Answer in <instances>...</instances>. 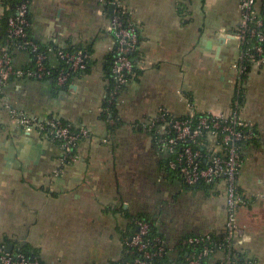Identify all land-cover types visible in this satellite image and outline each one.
Listing matches in <instances>:
<instances>
[{"label": "crops", "instance_id": "crops-1", "mask_svg": "<svg viewBox=\"0 0 264 264\" xmlns=\"http://www.w3.org/2000/svg\"><path fill=\"white\" fill-rule=\"evenodd\" d=\"M123 3L140 39L133 58L137 75L121 89L114 116L104 113L106 65L116 37L101 0H32L30 38L41 47L90 52L93 63L68 86L12 77L3 90L0 242L13 251L30 245L43 264H118L139 215L154 223L172 258L186 236L224 233V185L186 189L145 122L161 109L177 117L230 110L239 45L226 35L240 25L239 0ZM13 59L17 69L31 67L28 52L14 51ZM50 60L59 62L55 55ZM242 94L241 117L258 138L243 148L239 189L250 203L237 213V248L242 264H264V64L250 65ZM4 104L87 128L91 138L76 147L79 161L56 175L63 147L44 134L25 133Z\"/></svg>", "mask_w": 264, "mask_h": 264}, {"label": "built area", "instance_id": "built-area-1", "mask_svg": "<svg viewBox=\"0 0 264 264\" xmlns=\"http://www.w3.org/2000/svg\"><path fill=\"white\" fill-rule=\"evenodd\" d=\"M32 2V0H31ZM102 12L110 18L109 30L116 37L112 47L113 86L108 85L105 100V113H112L122 87L136 77V65L131 55L139 44V31L129 17L123 0H101ZM30 0H23L17 7L15 16L8 20V39L13 44L0 45V104L3 90L12 77L44 80L53 76L58 86H65L71 74H84L91 58L83 50L68 52L58 50L57 58L63 63L58 67L49 66L48 57L42 53L39 44L29 38L31 26ZM113 7L107 12V8ZM241 21L235 32L226 37L234 39L239 45V54L233 68L237 73L235 97L230 110L226 113L206 114L197 117L194 111L184 117H177L167 109H161L145 122V129L156 141L158 149L166 154L170 170L175 172L182 182L194 187L204 185L213 187L221 183L225 187L226 214L222 239L212 234L190 236L183 241L192 251L185 264H236L238 258L237 213L249 205L248 200L239 191V178L243 166V147L253 143L258 134L253 124L245 122L240 114L242 107L243 77L251 64H264V0H239ZM19 42V44H18ZM24 51L34 54V68L21 70L14 65L13 52ZM10 118L27 134L41 133L58 142L63 147L59 158L58 175L64 167L79 161L76 147L79 142L91 138L85 127L75 128L72 124L54 116L44 119L31 117L8 104H4ZM198 118V119H197ZM198 120L195 122V120ZM102 142H107L103 140ZM201 147V149H200ZM205 150V151H204ZM137 231L125 238L130 255L139 254L125 264H154L168 248L165 240L149 238L148 222L138 220ZM198 247L200 249L198 250ZM221 254V257L217 256ZM0 264H42L37 257L27 258L24 254L7 252V245L0 242Z\"/></svg>", "mask_w": 264, "mask_h": 264}, {"label": "trees", "instance_id": "trees-1", "mask_svg": "<svg viewBox=\"0 0 264 264\" xmlns=\"http://www.w3.org/2000/svg\"><path fill=\"white\" fill-rule=\"evenodd\" d=\"M23 0H4L3 3H4V6H5V13L3 15V19H2V29H1V36H0V40L2 42V45H10L12 46L11 49L13 50V44L10 42V40L8 39V20L10 17L12 16H15L16 14V10H17V7L19 6V4L22 2ZM30 4H31V0H30ZM31 6V5H30ZM107 12L110 11L109 8L106 9ZM29 33V31H28ZM29 38H30V33H29ZM19 44V42H18ZM40 46V45H39ZM40 51L42 53H44L47 57H48V60H47V63L49 66L53 67L54 64L51 63V60H50V56L51 55H55L57 57V52L58 50H61L62 48H59L57 46H49V47H41L40 46ZM62 50H65V51H70V52H73V50H69V49H62ZM75 51H78V50H75ZM88 53V52H87ZM91 53L89 52L88 55H90ZM30 57H31V67L28 68V69H32L34 68V64H35V56L34 54H30ZM91 57V56H90ZM131 58L133 59L134 58V54L131 55ZM58 64L55 65V66H59L61 65L63 62L60 61L58 59ZM92 59L89 58L88 59V67L86 69L85 72L89 71L91 69V65H92ZM54 73H53V76L50 77V78H46L44 80H49V81H52L54 84H56V82L54 81L55 79V76H56V68H52ZM81 75V73H76V74H71V79H73L74 77L76 76H79ZM106 77H107V80L109 81V84L110 86H113V75H112V54L109 56L108 60H107V65H106ZM246 77V76H245ZM68 86V84H67ZM123 88V87H122ZM243 96V94H241V97ZM243 101V100H242ZM242 103V102H241ZM112 112L113 113V116L114 114L116 113V108L112 107L111 108ZM104 117L106 119L109 118V114L107 113H104ZM201 115H206V114H197V117L200 118ZM197 118V119H198ZM195 120V122H197L198 120ZM64 121V120H63ZM66 122V121H65ZM248 145V144H247ZM247 145H244L247 146ZM243 147V148H244ZM201 149V147H200ZM205 151V150H204ZM167 161V160H166ZM168 165V164H167ZM172 171V170H170ZM173 172V171H172ZM177 177L178 179L182 182V180L180 179V177L175 173L173 172ZM183 186L186 188V189H196V190H205V191H208L211 187H205L204 185H198V186H194V187H191V186H188L186 184H184L182 182ZM240 191V189H239ZM133 228H132V231H130V233L128 234L129 236H131L132 234H134L136 231H137V225H136V222L138 220H142V221H146L148 222L149 226H150V229H149V238L151 240H154L155 238H162L163 240H165V238L159 233L158 229L155 227L154 223L146 218L145 216H137L133 219ZM210 234H212L216 239H222L223 237V234L222 235H218L217 233H213V232H208ZM194 235H200V234H192V235H189V236H186L185 238H183L182 242L180 243V251L178 252V256L176 258H172L171 257V253L172 251H170V249L167 250V252L160 258H157L154 260V264H185L186 263V260L187 258L190 256L191 254V251L192 249L189 247V246H184L183 245V241L187 238H189L190 236H194ZM5 245H7V243L3 242ZM200 249V247H198V250ZM131 249H129L127 246L125 247V252H124V258L122 259L121 262H119L118 264H125L126 262L134 259L136 256H139V254H132L130 255L128 253V251H130ZM15 254L17 253H21V254H24L27 258H39L41 260V257H40V254L38 253V251L34 248H32L30 245L26 244V245H23V246H20L18 248H15V251H13ZM235 254L237 255V262L236 264H242L243 263V260H242V256L239 252H235ZM42 262V260H41ZM212 262L211 261H208L205 260L203 261V264H211ZM221 262H219L218 264H220ZM43 264V262H42Z\"/></svg>", "mask_w": 264, "mask_h": 264}, {"label": "water", "instance_id": "water-1", "mask_svg": "<svg viewBox=\"0 0 264 264\" xmlns=\"http://www.w3.org/2000/svg\"><path fill=\"white\" fill-rule=\"evenodd\" d=\"M113 7H110V11H112ZM13 251V245L12 244H7V252L11 253Z\"/></svg>", "mask_w": 264, "mask_h": 264}]
</instances>
